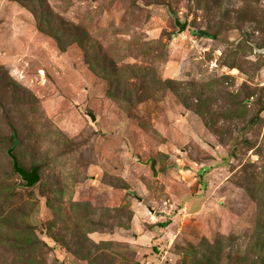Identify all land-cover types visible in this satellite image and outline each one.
Returning a JSON list of instances; mask_svg holds the SVG:
<instances>
[{"label": "rangeland", "instance_id": "rangeland-1", "mask_svg": "<svg viewBox=\"0 0 264 264\" xmlns=\"http://www.w3.org/2000/svg\"><path fill=\"white\" fill-rule=\"evenodd\" d=\"M0 264H264V0H0Z\"/></svg>", "mask_w": 264, "mask_h": 264}, {"label": "water", "instance_id": "water-1", "mask_svg": "<svg viewBox=\"0 0 264 264\" xmlns=\"http://www.w3.org/2000/svg\"><path fill=\"white\" fill-rule=\"evenodd\" d=\"M176 24L179 25L180 29L184 28V24L180 25L178 21H176ZM91 120H95V117L93 114L90 113ZM9 154L12 159V166L14 171L19 174L21 179L25 182V185L27 187L32 186L34 183H36L39 180V175H38V168L33 167L30 170L24 169L21 165H19L16 157L12 154L11 150H9Z\"/></svg>", "mask_w": 264, "mask_h": 264}, {"label": "trees", "instance_id": "trees-1", "mask_svg": "<svg viewBox=\"0 0 264 264\" xmlns=\"http://www.w3.org/2000/svg\"><path fill=\"white\" fill-rule=\"evenodd\" d=\"M9 140H10V143H11V146L9 147V149L10 148L13 149V147L17 144L16 135L14 134V132L11 133ZM160 225L161 226H165L166 224H160Z\"/></svg>", "mask_w": 264, "mask_h": 264}, {"label": "clouds", "instance_id": "clouds-1", "mask_svg": "<svg viewBox=\"0 0 264 264\" xmlns=\"http://www.w3.org/2000/svg\"><path fill=\"white\" fill-rule=\"evenodd\" d=\"M25 169V168H24Z\"/></svg>", "mask_w": 264, "mask_h": 264}]
</instances>
